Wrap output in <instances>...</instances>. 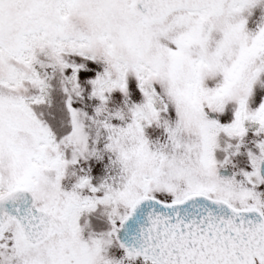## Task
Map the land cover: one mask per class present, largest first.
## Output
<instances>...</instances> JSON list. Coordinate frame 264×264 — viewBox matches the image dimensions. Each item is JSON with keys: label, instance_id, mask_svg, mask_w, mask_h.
<instances>
[{"label": "snow or ice", "instance_id": "snow-or-ice-1", "mask_svg": "<svg viewBox=\"0 0 264 264\" xmlns=\"http://www.w3.org/2000/svg\"><path fill=\"white\" fill-rule=\"evenodd\" d=\"M0 264H264V0H0Z\"/></svg>", "mask_w": 264, "mask_h": 264}]
</instances>
